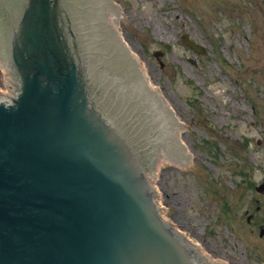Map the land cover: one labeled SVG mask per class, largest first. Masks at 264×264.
<instances>
[{
	"label": "water",
	"instance_id": "95a60500",
	"mask_svg": "<svg viewBox=\"0 0 264 264\" xmlns=\"http://www.w3.org/2000/svg\"><path fill=\"white\" fill-rule=\"evenodd\" d=\"M109 11L127 24L114 0H0L17 81L0 96V264H222L160 214L157 157L185 165L183 123Z\"/></svg>",
	"mask_w": 264,
	"mask_h": 264
},
{
	"label": "rangeland",
	"instance_id": "374dc122",
	"mask_svg": "<svg viewBox=\"0 0 264 264\" xmlns=\"http://www.w3.org/2000/svg\"><path fill=\"white\" fill-rule=\"evenodd\" d=\"M114 1L127 23L119 31L184 122L194 156L186 168L157 157L165 217L228 264H264V0Z\"/></svg>",
	"mask_w": 264,
	"mask_h": 264
},
{
	"label": "bare ground",
	"instance_id": "6f19581e",
	"mask_svg": "<svg viewBox=\"0 0 264 264\" xmlns=\"http://www.w3.org/2000/svg\"><path fill=\"white\" fill-rule=\"evenodd\" d=\"M109 12H110V15H111L113 24L116 25L115 22H116V16H117V14L115 12H111V11H109ZM115 28H117V27L115 26ZM127 47L131 51V54L133 55V57L135 58V60L137 61V63L140 65V68H141L142 72L145 74L146 81H147L148 85L150 86V88L152 90H155L156 92H158L161 97H164V95L161 92V90L158 89L152 83L150 77L148 76V74H147V72H146V70L144 68L143 62L141 61L140 57L133 50V46L129 42H127ZM179 123H183V128H177V131H178L179 136H180L181 131L185 128V124L181 120L179 121ZM182 143L184 145L185 165H184V160H177V165L176 166L182 167V168H186V167H188V166H190L192 164V161L194 159V156H193V153H192V150H191L190 146H188L183 141H182ZM160 159H161L162 163H171V164H174V161H173V158L172 157H160ZM160 205H161V215H162L163 220H165V221H167L168 223L171 224L172 222L171 221H168V219L165 217V209L163 208L161 201H160ZM180 234L185 238L186 241L193 243V247L198 252H200L201 254H203L204 256H206L207 258L211 259L214 262H216V261H222V264H228L223 259L216 258L213 255H211L210 253L206 252V250L204 249V247H202L201 244L197 240L191 238L188 234H185V233H182V232Z\"/></svg>",
	"mask_w": 264,
	"mask_h": 264
},
{
	"label": "clouds",
	"instance_id": "9594fccd",
	"mask_svg": "<svg viewBox=\"0 0 264 264\" xmlns=\"http://www.w3.org/2000/svg\"><path fill=\"white\" fill-rule=\"evenodd\" d=\"M210 87H214L213 85H210ZM226 102V101H225ZM257 173L259 172V170H256ZM255 179H259L260 177L258 175L254 176Z\"/></svg>",
	"mask_w": 264,
	"mask_h": 264
}]
</instances>
